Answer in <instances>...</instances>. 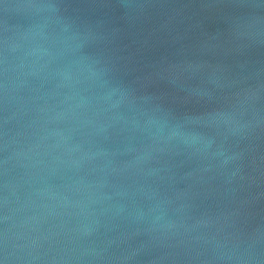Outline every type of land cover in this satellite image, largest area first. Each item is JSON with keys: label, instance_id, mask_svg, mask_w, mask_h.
Here are the masks:
<instances>
[{"label": "water", "instance_id": "95a60500", "mask_svg": "<svg viewBox=\"0 0 264 264\" xmlns=\"http://www.w3.org/2000/svg\"><path fill=\"white\" fill-rule=\"evenodd\" d=\"M0 264H264V0H0Z\"/></svg>", "mask_w": 264, "mask_h": 264}]
</instances>
